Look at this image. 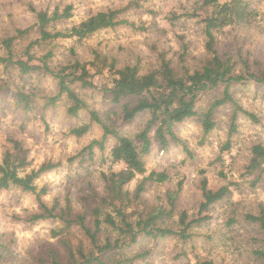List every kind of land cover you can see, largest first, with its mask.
Segmentation results:
<instances>
[{
	"label": "rangeland",
	"instance_id": "1",
	"mask_svg": "<svg viewBox=\"0 0 264 264\" xmlns=\"http://www.w3.org/2000/svg\"><path fill=\"white\" fill-rule=\"evenodd\" d=\"M201 4L202 0H0V45L4 37L33 25L38 12L62 11L72 5L73 17L56 26L64 29L96 11L124 8L122 18L134 25L102 30L82 41L59 38L34 51L41 56L53 48L52 63L61 64L75 57L89 61L96 49L115 56L119 66L137 64L142 71H147L158 64L160 50L178 60L186 46L184 64L192 71L207 55ZM250 12L248 22L217 33V48L235 58L239 52L249 61L252 70L257 71L264 67V0H252ZM38 36L36 31L21 36L16 40L17 50L22 53ZM241 68L242 63H239L238 69ZM91 71L95 72V68L92 67ZM2 73L3 66H0V82ZM14 79L16 89L31 94L33 101L31 108L26 109L24 103L18 101L17 91L0 90V156L11 145L10 138H17L28 149L32 168L45 162H60L58 167L41 174L37 179L38 186H46L44 198L48 202L55 197L61 200L70 197L72 203L79 206V195L86 190L88 182L101 190L104 184L101 172L117 167L110 157L113 140L106 142L103 151L95 145L93 158L81 160L78 153L92 140L102 137V127L95 124L83 136L73 135L70 130L88 121V112L81 111L79 117L70 115L65 95L55 104L50 103L58 92L53 77L38 72L21 76L16 71ZM108 79V73L94 77L98 83ZM232 91L244 108L257 115L258 121L239 112L235 118L236 129L231 132L234 106L227 103L216 110V125L207 134H204L201 121L195 118L178 125L177 130L186 140L191 154L173 143L163 148L154 139L150 153L145 156L147 174L156 170L169 175L165 182L149 186L146 197L150 202H167L168 194L177 190V185L182 182L175 201L174 219L183 210L190 215L198 214L203 200L200 187L203 178L207 179L210 188L229 185L232 189L229 197L212 205L208 211L212 216L210 221L190 229L194 234L191 240L184 243L177 241L176 237H168L147 242L153 249L151 259L155 264H186L188 261L195 264L197 260L207 259L218 264H264V259L254 253L256 248L263 247V233L256 223L245 217L247 213L258 214L264 209V185L253 184L254 176L245 169L251 146L264 142V82L251 78L233 86ZM82 94L91 107L103 110L108 106L99 92L83 89ZM207 101L209 97L203 96L201 103L205 105ZM147 116H140L131 123L117 119L114 122L123 132L134 137ZM227 144L229 148H226ZM74 156L77 157L73 159ZM142 176L134 178L129 188H135ZM39 207L32 193L20 188L0 189V252L4 263L37 264L49 242L56 243L52 236V228L57 224L54 220L32 224L27 219ZM139 248L135 246V251ZM181 248L188 255L178 258Z\"/></svg>",
	"mask_w": 264,
	"mask_h": 264
},
{
	"label": "trees",
	"instance_id": "2",
	"mask_svg": "<svg viewBox=\"0 0 264 264\" xmlns=\"http://www.w3.org/2000/svg\"><path fill=\"white\" fill-rule=\"evenodd\" d=\"M251 2L202 0L200 12L207 55L201 60L200 66L192 71L184 64L186 46L178 60L169 56L167 51L160 50L158 64L147 71H142L137 64L119 66L115 56L96 49L93 59L89 61L75 57L61 64L52 63L55 55L53 48L41 56L34 51L59 38L82 41L102 30L124 24L134 25L127 18H122L124 8L96 11L64 29H57L56 26L73 17L72 5H67L62 11L38 12L33 25L18 29L15 35L2 39L0 66H3V73L0 90L17 91L18 101L29 109L33 101L31 94L16 89L14 72L17 71L21 76L36 72L50 75L58 86V92L50 99V103L55 104L57 99L65 95L70 115L79 117L81 111L88 112V121L74 126L70 132L80 137L95 124L103 129L100 139L92 140L78 153L81 160L93 158L95 145L103 151L106 142L113 140L110 157L117 167L101 172L104 183L101 190L88 182L86 190L79 195V206L76 207L70 197L65 200L55 197L51 202L46 201V186H38L37 179L41 174L58 167L60 162H45L38 168H32L28 149L22 140L10 138L11 145L0 156V189L20 188L36 197L40 207L27 216L30 223L48 219L57 223L52 228L56 243L49 242L37 264H155L151 259L153 249L147 242L176 237L177 241L186 243L193 238L194 234L190 231L193 226L211 220L208 211L216 202L229 197L232 193L229 185L213 189L203 178L200 186L203 200L198 214L190 215L183 210L174 219L175 201L182 182L177 185V190L168 194L167 202H150L146 197L149 186L165 182L169 175L156 170L147 174L145 156L150 153L154 139L163 148L173 143L181 145L186 153L191 154L186 140L177 130L178 125L195 118L201 121L204 134H207L216 125V110L227 103L234 106L231 132L236 129L235 118L239 112L258 121L257 115L244 108L235 98L232 88L251 78L264 82V67L254 71L239 52L235 58L229 52H220L217 48L218 32L248 22ZM196 15L199 16L198 13ZM32 31L38 32V38L29 42L20 53L16 48V40ZM180 63L181 67L178 66ZM239 63H242L241 69H238ZM92 67L95 72L91 71ZM103 73H108L110 79L96 82L95 75ZM83 89L101 93L108 106L103 110L91 107L82 94ZM203 96L209 97L205 105L201 103ZM143 115H148L145 124L134 137L123 132L114 122L117 119L122 123H131ZM226 148H229L228 144ZM245 169L246 173L254 176L253 184L264 185V142L251 146ZM138 175H143L142 179L135 188L130 189V182ZM245 217L256 223L263 233V247L256 248L254 253L264 259V209L258 214L247 213ZM135 246H140L139 250L135 251ZM183 254L188 255L182 250L176 257ZM2 255L0 252V264H11L4 263ZM186 264L191 263L188 261ZM195 264L218 263L207 259L197 260Z\"/></svg>",
	"mask_w": 264,
	"mask_h": 264
}]
</instances>
